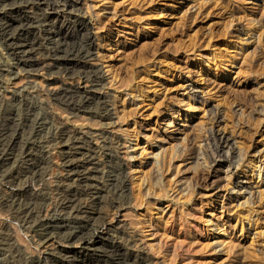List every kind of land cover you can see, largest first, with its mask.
<instances>
[{"label":"rangeland","instance_id":"374dc122","mask_svg":"<svg viewBox=\"0 0 264 264\" xmlns=\"http://www.w3.org/2000/svg\"><path fill=\"white\" fill-rule=\"evenodd\" d=\"M84 2L92 21L78 19L95 26L92 63L105 73L119 120L106 129L126 140L119 156L130 177L131 202L105 206L103 215L136 235L155 262L264 264V0ZM25 73L12 88L26 84ZM32 75L46 92L50 78ZM64 115L78 131L102 128L92 115ZM217 130L237 148L233 163L212 157ZM64 148L43 133L32 151L49 192ZM22 239L37 246L28 231Z\"/></svg>","mask_w":264,"mask_h":264},{"label":"bare ground","instance_id":"6f19581e","mask_svg":"<svg viewBox=\"0 0 264 264\" xmlns=\"http://www.w3.org/2000/svg\"><path fill=\"white\" fill-rule=\"evenodd\" d=\"M83 13L92 21L84 0H0V264H170L150 259L136 235L102 213L131 202L130 177L119 156L126 140L106 129L119 120L105 73L92 63L95 26L79 21ZM24 72L26 84L12 88ZM32 74L50 78L46 92ZM56 104L72 117L98 118L102 128L78 131ZM43 133L65 147L52 192L42 183L48 171L32 155ZM209 144L213 158L234 162L237 148L225 133L212 132ZM153 162L165 166L160 153ZM25 231L37 248L23 242Z\"/></svg>","mask_w":264,"mask_h":264}]
</instances>
